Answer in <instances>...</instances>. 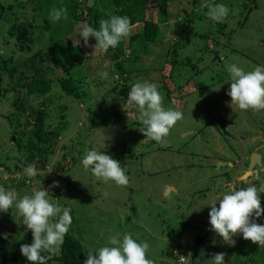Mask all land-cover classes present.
Returning <instances> with one entry per match:
<instances>
[{"label":"rangeland","instance_id":"1","mask_svg":"<svg viewBox=\"0 0 264 264\" xmlns=\"http://www.w3.org/2000/svg\"><path fill=\"white\" fill-rule=\"evenodd\" d=\"M28 1L0 2L6 7L14 6L4 16L0 10V54L12 59L9 63L12 66H19L18 63L28 56L18 33L10 35L13 26L27 23L30 36L34 38L31 52L42 47L45 51L50 46L48 36L37 27L41 18L34 19L30 9L24 13L25 9L23 11L17 6ZM63 1L53 0L47 4L56 6ZM95 1L87 0L88 6L94 5ZM216 3L229 8L222 21L223 27L208 17L195 20L194 33H189L187 42L176 52H173L174 30L179 22H183L184 27L187 25L183 16L189 12L194 16L205 15L210 2L206 1L192 12V0H171L167 23L151 7L147 14L160 24L163 43L147 46L140 54L136 70L128 78L124 76L122 79L117 74L115 61L107 52L95 50V38L89 37L87 46L81 41L78 50L68 53L69 72L64 73L57 68L53 74L49 73L48 76L54 78L51 92L45 97L30 96L28 99L33 108L43 103L48 106L47 131L59 132L57 152L50 157L45 168L40 169L38 177L23 178L27 180L25 185L17 186L20 183L17 175L12 182L3 170L6 174L0 172V186L16 190L19 196L44 187L51 198L69 206L72 215L70 228L84 243L86 253L89 249L103 246L109 235L130 233L134 239L149 244L148 258L153 264H179L180 255L186 257L187 264H211L215 253L200 255L194 262L191 259L194 237L206 234L210 226L208 214L211 206L194 209L226 191L230 185L237 184L239 190L250 184L258 188L264 184L263 168L255 166L249 176L244 174L251 164L252 153L261 154L264 166V141L248 146L242 140L235 141L221 134L216 123L218 116L237 122L230 127L236 136L251 138L263 133L264 110H233L229 106L230 97L226 90L230 81L226 82L229 74L225 65L237 63L245 70L264 65V0H217ZM104 14L103 19L110 17L108 12ZM72 18L71 11L62 16V20ZM141 23L131 26L129 36L124 39L126 57L131 51V36L143 33ZM81 24L88 23H76L77 28ZM218 27H222L224 32L219 33ZM77 28L70 35L71 41ZM177 59V63L173 62ZM46 60L44 64L52 66ZM60 69L66 79L74 81L80 97L74 96V92L63 91L61 81L57 79ZM102 72H107L108 77L101 79L99 74ZM143 80L157 84L165 108L182 112V119L159 143L145 139L139 130L138 110L129 109L127 113L122 108L121 88H116L119 82L132 85ZM13 85L14 81L3 72L2 87ZM181 90L184 93L180 98ZM15 96L13 92L5 96L0 94V160L11 166L23 158L15 143L16 138L22 135L21 132L28 135L31 129L22 126L25 116L13 106ZM12 113L20 114V124L10 118ZM92 147L110 154L126 167L128 185L102 182L82 168L80 159ZM68 162L70 166L67 165L64 172L57 169ZM259 195L264 207V192ZM21 219L11 208L0 212V232L17 236L26 234L24 242L30 244L32 232L25 228ZM257 222L264 223V214L257 218ZM233 239L235 244L229 246L214 232L208 235V242L214 245L215 250L226 254L225 264L233 260L229 250L239 246L237 242L240 241L241 250L246 253L259 247L258 243L242 238L239 232ZM260 247L264 249V246ZM172 250L176 252L175 258L169 254ZM254 257L258 261V251ZM235 264L242 263L236 261Z\"/></svg>","mask_w":264,"mask_h":264},{"label":"clouds","instance_id":"2","mask_svg":"<svg viewBox=\"0 0 264 264\" xmlns=\"http://www.w3.org/2000/svg\"><path fill=\"white\" fill-rule=\"evenodd\" d=\"M228 13L229 8L223 3L207 5V17L214 22H222ZM65 14L64 7H53L49 18L55 22L61 20ZM130 30L131 24L127 16L111 15L108 19H101L98 28L88 24L79 25L72 36V43L77 47L83 41L87 46L89 37H94L95 50L98 48L101 52H107L110 48L115 49L122 39L127 38ZM225 68L229 74L226 82L230 81L226 90L230 97L229 106L233 110H264V65L245 70L237 63H230L226 64ZM99 75L101 79L108 77L107 72ZM122 108L127 113L129 109L138 110L141 124L139 130L146 140L158 143L162 142L174 124L182 119L181 111L163 106V96L157 84L149 80L137 81L130 86ZM101 149L92 147L86 150L80 159L82 168L102 182L112 181L118 186L128 185L126 167ZM254 169L255 166L252 172ZM40 174V170L32 164L22 169V175L29 179ZM20 176L21 173H17L18 179ZM236 185H230L226 191L194 210H200L206 205L211 206L208 214L210 230L229 246L235 244L233 236L238 232L242 238L258 243L259 247L264 246V223L257 222V218L264 214L259 195L264 192V184L259 188L250 184L239 190ZM167 191L165 188V193ZM9 208L17 212L22 218L20 222L32 232V242L20 245V253L26 257L29 264H46L52 256L59 254L64 237L69 233L72 224L69 206L51 198L44 187L35 188L30 194L19 196L16 190L0 186V212H6ZM0 235L7 238V234ZM148 249L147 242L134 239L130 233H116L109 235L103 246L89 249L83 264H153L148 258ZM225 255L223 252L214 254L211 264H225ZM179 264H187L184 255L179 256Z\"/></svg>","mask_w":264,"mask_h":264},{"label":"trees","instance_id":"3","mask_svg":"<svg viewBox=\"0 0 264 264\" xmlns=\"http://www.w3.org/2000/svg\"><path fill=\"white\" fill-rule=\"evenodd\" d=\"M53 0H30L28 3L18 4V8L22 9L24 13L32 11L33 18H41L39 26H37L42 32V34L48 36V43L50 44L47 50L39 48L36 52H31V44L34 42L33 36H30L31 32L27 28V23H20L18 26H13L9 33L15 36L17 33L18 39L21 41V46L24 47L28 56L21 62L18 63L19 66H12L9 63L12 59H6L4 55L0 54V94L5 96L9 92H13L16 96L13 99V106L18 111H22L25 116V121L22 122V126L25 128H31L29 134L26 135L25 132H21L18 138H16V145L18 146L19 153L22 154L23 158L18 159L14 166L8 164L7 161L0 160V172L6 171L12 182L16 180L17 173H21V176L17 182L18 185H25L26 178L22 175L23 167L28 164L34 165L37 169L45 168L47 163L50 161V157L57 152V139L58 131L50 132L47 131V119L49 116L48 106L43 103L40 107L33 108L30 106L29 97H45L52 90V81L54 78L48 76L50 72H54L55 69L61 68L64 73H68L69 64V54L71 50H78L77 47L73 46L70 35L77 28L76 23H88L90 26L98 28V22L103 19L104 13L111 15L127 16L129 18L131 26L137 25V23L143 24V33L133 34L129 42L130 53L126 57V50L123 48L125 43L124 39L120 41L115 49H109L107 53L115 61L114 65L117 70V74L123 79L124 76L127 78L133 73L138 66L140 54L145 51L147 46L151 44L163 43V35L160 31V24L155 22L148 17V10L153 7L157 10L163 22H169V8L171 0H100L95 1L94 5L88 6L87 0H64L62 4L54 6L53 4H47V2ZM208 1L210 3H216L217 0H192V12L201 8L203 4ZM1 2V0H0ZM2 3V2H1ZM0 3L1 16L5 14L7 10L13 9L14 6L6 7L4 4ZM66 7L68 11L73 14L72 20H59L53 22L49 18V12L53 8ZM188 13V11L186 12ZM185 15L184 21L186 26H183V22H179L178 27H176L174 36V49L173 52L181 49L185 42H187V37L189 33H194L193 23L195 20L202 18H207V15L199 14L194 16L190 14ZM42 15V16H41ZM195 17V18H194ZM33 19V20H34ZM168 20V21H167ZM31 24L30 22H28ZM217 25H224L223 22H217ZM219 28V33H223L224 29ZM18 28V29H17ZM17 29V30H16ZM182 29V30H181ZM173 31V34H174ZM20 33V34H19ZM180 35V36H178ZM11 36V37H12ZM94 38V37H93ZM167 37H165L166 39ZM175 38H179L175 40ZM36 39V38H35ZM161 39V40H160ZM183 41L184 43H181ZM69 53V54H68ZM176 54V53H175ZM48 61H47V60ZM45 60L48 64L52 63V66L46 65ZM186 61H190L187 59ZM50 62V63H49ZM173 62L177 63L176 60ZM60 71L57 73L62 84L63 91L74 92V96L80 97L77 87L74 85V81L70 78H65V74ZM7 73L11 80L14 81V85L6 88L2 87V75ZM169 75H172L169 73ZM175 84V83H174ZM130 84L127 83H117L116 88H121L123 103L126 101L128 91L130 89ZM184 91L181 90V95ZM47 100H50L46 98ZM182 100V99H180ZM30 104V105H29ZM132 111V110H131ZM10 118L20 124L19 118L20 114L12 113ZM139 122V121H138ZM219 128V127H218ZM220 130V128H219ZM221 131V130H220ZM222 134V131H221ZM7 162V163H6ZM66 162V161H64ZM65 164V165H64ZM61 164V168H57L60 172L66 170V166H70L69 162ZM4 170V171H3ZM3 174H6L5 172ZM3 177V175H2ZM38 177V176H37ZM4 178V177H3ZM8 181V178L6 179ZM210 233V226L207 228ZM7 234L5 239L0 235V264H29L26 257L22 256L20 253V245L26 244L24 238L26 234L14 235V233H1ZM14 238V239H13ZM13 239V240H11ZM12 241V243H9ZM239 246H235L229 250L230 254L233 255V260L229 264H235L236 261H240L242 264H264V249L261 247H256V249H251L250 252L246 253L241 250L240 241L237 242ZM209 244V245H208ZM255 251H258V261L257 257H254ZM220 250H215L212 243L207 242L206 247L201 248L199 255H210L211 253H219ZM86 251L84 243L82 240L74 234L72 229H69V233L65 235L64 242L61 246L58 255L52 256L46 264H83L86 259ZM173 258L176 256L174 250L169 253ZM197 256V257H198ZM197 257L192 260L194 262ZM242 258H247L246 260H241Z\"/></svg>","mask_w":264,"mask_h":264},{"label":"water","instance_id":"4","mask_svg":"<svg viewBox=\"0 0 264 264\" xmlns=\"http://www.w3.org/2000/svg\"><path fill=\"white\" fill-rule=\"evenodd\" d=\"M216 122L218 123V126H219L220 130L222 131V134L229 137V138H232L235 141L242 140L248 146H250L252 143H255L257 141H264V126H263V133L262 134L255 135L254 137H251V138H246L244 136H236L235 134L230 132L227 128V121H226V118H224V116H218V119ZM250 160H251V164L249 162V164H250L249 170L245 174V177L249 176L252 173V168L256 165L263 168V169H261L262 171L264 170V166H262V161H261V154L252 153ZM209 233H210V231L208 229L206 234H204L203 236H195L194 237V239H193L194 240V247H193L192 256H191L192 260H194L199 255V251H201V246L206 247V241L208 240ZM188 236L192 237V234H188Z\"/></svg>","mask_w":264,"mask_h":264},{"label":"flooded vegetation","instance_id":"5","mask_svg":"<svg viewBox=\"0 0 264 264\" xmlns=\"http://www.w3.org/2000/svg\"><path fill=\"white\" fill-rule=\"evenodd\" d=\"M224 118H226V117H224ZM226 121H227V128H228V130L231 132V129H230V127L231 126H233L235 123H237V122H235V121H232L231 119H226ZM217 123V122H216ZM217 125H218V123H217ZM219 127V126H218ZM251 156V155H250ZM250 161V160H249ZM249 170V168L246 170V172H244V174H246L247 173V171ZM209 240H207L206 241V243L208 242ZM193 245H194V240H193ZM192 245V246H193ZM201 248H204L203 246H201Z\"/></svg>","mask_w":264,"mask_h":264}]
</instances>
